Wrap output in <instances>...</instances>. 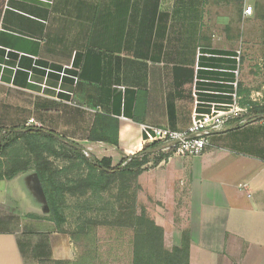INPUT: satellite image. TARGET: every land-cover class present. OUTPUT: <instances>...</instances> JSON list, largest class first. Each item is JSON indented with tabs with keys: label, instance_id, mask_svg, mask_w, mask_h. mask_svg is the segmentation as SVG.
Wrapping results in <instances>:
<instances>
[{
	"label": "crops",
	"instance_id": "obj_1",
	"mask_svg": "<svg viewBox=\"0 0 264 264\" xmlns=\"http://www.w3.org/2000/svg\"><path fill=\"white\" fill-rule=\"evenodd\" d=\"M52 2L0 0V128L54 134L97 159H111L112 166L149 146L142 142V126H189L195 79L201 80L200 101H223L203 92L229 90L236 68L230 57L242 38L253 35L255 22L262 23L264 37V0ZM245 7H252L251 15L243 14ZM7 53L17 56L15 68L2 63L10 60ZM35 61L79 69L76 84L64 83L71 95L42 87L46 76L29 71ZM29 120L37 126H26ZM92 132L117 145L89 141ZM32 176L23 175V182L40 212L34 207L22 222L21 212L0 205V264H37L43 251L49 259L73 261L70 239L54 231L39 195L29 190ZM134 184L137 205L148 201L157 209L154 221L163 229L164 245L179 246L187 234L188 264H264V120L230 124L200 156H170ZM26 237L41 238L40 244L26 249Z\"/></svg>",
	"mask_w": 264,
	"mask_h": 264
},
{
	"label": "trees",
	"instance_id": "obj_2",
	"mask_svg": "<svg viewBox=\"0 0 264 264\" xmlns=\"http://www.w3.org/2000/svg\"><path fill=\"white\" fill-rule=\"evenodd\" d=\"M214 54L227 55L229 53L214 52ZM7 57L10 58V60H2V63L5 66L15 68V62H13V60H15L17 56L12 53H7ZM21 65L20 63V66ZM20 66H18L19 70ZM44 69H50L54 72L61 71V67L48 65L39 61H35L32 69L29 71L32 70L33 73L37 70L41 71L42 74L46 76V87H58L59 76L55 73L46 74ZM16 72L17 74H22L18 69ZM65 73L70 76L78 77L79 75L70 70L65 71ZM49 79H53V81L51 82ZM66 80H68L70 84L73 83V80L68 77L62 78L59 88L63 92ZM13 82L17 83L15 78ZM33 83L36 84L34 80ZM31 87L34 90H38L39 88L36 85ZM63 94L65 93H59L58 96H63ZM255 113L264 115V108L255 111ZM261 120H264V116L262 118H257L253 122H259ZM99 140H103L114 146L117 145V141L115 140L105 138L97 139L93 132L90 134L89 141L94 142ZM20 141L24 142V147L30 153L29 156L33 155L34 161L36 160L31 168L29 166L30 162L24 160L20 156L15 159L7 158V152L15 148ZM45 141H49L51 145ZM54 142L58 143L60 151H54L52 148V143ZM158 149L159 145L153 143L145 147L143 151L138 154L124 158L117 165L112 166L111 159L102 158L97 160L93 157L87 158L83 155V149L80 145L64 142L54 134L43 133L35 128H0V181H8L18 175L33 173V175L38 178L49 211L44 218L52 222L58 232H60V221L62 219L60 209L63 205L65 194L74 193L72 191H80L82 196L90 193L92 196L90 199L99 200L101 199L100 195L107 190L108 185L111 184L112 181H118L120 185V187L118 186V194L115 199H112V201H115L114 205L110 206H115L118 209L128 208L129 210L133 226L132 264H188L190 240L187 234L182 235L181 244L178 248H173L171 251L165 250L163 248V229L155 225V222L147 215L146 210L138 207L136 203L138 189L134 184L136 177L147 171L149 169L148 166L154 168L162 161L169 158L167 154L157 153ZM43 153L54 154L69 160H79L81 164L86 166L88 174L79 181V184H75L72 180L62 182L60 175L65 173V171H55L51 164L43 157ZM3 159L6 161H2ZM83 230L84 228H82L81 232H83ZM18 244L22 256L25 257L22 244ZM37 254L41 253L37 252ZM37 264L66 263L41 258L38 259Z\"/></svg>",
	"mask_w": 264,
	"mask_h": 264
},
{
	"label": "rangeland",
	"instance_id": "obj_3",
	"mask_svg": "<svg viewBox=\"0 0 264 264\" xmlns=\"http://www.w3.org/2000/svg\"><path fill=\"white\" fill-rule=\"evenodd\" d=\"M7 17H11V14L8 13ZM252 27L253 35L247 38L246 35L249 32L245 31V23H240L241 34L246 38H242L241 44L237 46L242 54L238 89L243 101H248L251 105H254L253 111H258L264 108V37L262 36V23L260 21L255 22ZM3 89L5 88L0 87V94L2 95H4ZM45 142L51 145L49 141ZM24 145V142L20 141L15 148L7 152V158L15 159L20 156L30 162L29 166L31 168L36 160L34 161L33 155L29 156L30 153ZM52 148L54 151H60L59 145L56 142L52 143ZM43 154V157L51 164L55 171H65V173L60 175L62 182L72 180L75 184H79V181L88 174L86 166L81 164L79 160L64 159L54 154ZM89 157L97 159L91 155ZM2 161L6 160L3 159ZM148 168L152 169L150 166ZM23 179V175H19L9 181H0V205H3L2 209L12 207L16 211L21 212L22 222L25 221L24 215L30 212V210H34V207L38 208L40 212V207L35 204V198L33 197V199L30 196ZM118 186L120 187L118 181H112L108 185L107 190L101 194L102 196L100 195L101 199L99 200L90 199L92 197L90 193L82 196L80 191H72L74 193L65 194L63 205L60 209L62 218L60 221V232L57 231L55 226L53 228L60 236L70 239L76 256L73 261L52 260L49 259L46 251H43L39 255L42 256L40 258L64 262L66 264H132L133 226L129 210L128 208L118 209L115 206H110L115 203L112 199L117 197ZM147 203L148 201H146L145 205L141 204V206H137L144 208L147 215L154 221L153 211H157V209ZM164 204L167 210L170 211V199H165ZM165 227L166 229L170 227L169 221L166 222ZM82 228H84L83 232H81ZM44 237L45 241H47V232L44 234ZM40 240L41 238L26 237L22 242L23 244L27 243L25 244L27 245L26 249H29L34 244H40ZM179 246L163 244V248L168 251ZM194 264L196 263L194 262Z\"/></svg>",
	"mask_w": 264,
	"mask_h": 264
},
{
	"label": "built area",
	"instance_id": "obj_4",
	"mask_svg": "<svg viewBox=\"0 0 264 264\" xmlns=\"http://www.w3.org/2000/svg\"><path fill=\"white\" fill-rule=\"evenodd\" d=\"M38 1L44 2L48 5L53 3L52 0ZM243 14L251 15L252 7H245ZM241 55V51L237 50L235 55L230 57V59L235 62L236 68L232 71L234 78L231 82H228L230 88L227 92H203L206 95L211 94L221 96L223 97V101H200L198 99V93L200 91L197 89V85L201 80L195 79L192 91L194 109L191 114L189 126L182 131H170L144 125L141 127L143 144L151 145L157 143L159 145L157 153L167 154L169 157H197L203 154L211 145V139L215 135L222 133L230 124L234 127H241L252 123L257 118H262L264 115L255 113V111H253L254 105H251L248 101H243V98L239 94L238 87L240 83ZM199 57L211 58L215 56L206 53H198V58ZM69 70L77 74L79 73V69L75 68L73 65L62 67L60 72L44 69L46 74L55 73L59 76L58 87L53 90H57L58 93L71 95V93L63 92L59 88L61 80L64 77L72 79L74 84L78 82L77 76H70L65 73V71ZM220 71L223 72V70ZM42 87L46 88L45 84H42ZM31 124L37 126L33 120H29L26 126H30ZM82 153L85 157H89L90 150H83Z\"/></svg>",
	"mask_w": 264,
	"mask_h": 264
},
{
	"label": "water",
	"instance_id": "obj_5",
	"mask_svg": "<svg viewBox=\"0 0 264 264\" xmlns=\"http://www.w3.org/2000/svg\"><path fill=\"white\" fill-rule=\"evenodd\" d=\"M32 179H33V185H31V188L29 189L30 191L32 190V192H37V194L39 195V201H40V206H41V209L42 211H44L45 213H48V207H47V204H46V200H45V197H44V193L42 191V188L40 186V183L38 181V178L36 176H32Z\"/></svg>",
	"mask_w": 264,
	"mask_h": 264
}]
</instances>
